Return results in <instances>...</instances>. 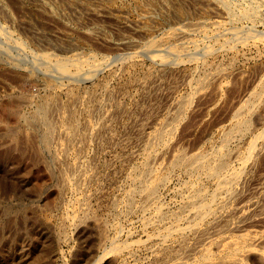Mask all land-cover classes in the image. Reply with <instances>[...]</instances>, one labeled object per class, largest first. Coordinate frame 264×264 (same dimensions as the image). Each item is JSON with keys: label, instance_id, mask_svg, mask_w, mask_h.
<instances>
[{"label": "rangeland", "instance_id": "374dc122", "mask_svg": "<svg viewBox=\"0 0 264 264\" xmlns=\"http://www.w3.org/2000/svg\"><path fill=\"white\" fill-rule=\"evenodd\" d=\"M211 1L214 3H209L207 0H0V101L5 98L10 99L14 95V99L11 98L9 104L22 108L24 114L30 117L38 111L42 98L61 97V100L56 99L57 111L49 117L51 124H54V132L49 141H45L40 136L43 129L38 128L32 119H28L26 123L24 121L25 124L23 122L18 124L14 118L1 114L0 111V157L6 155L9 167L14 164L9 170L3 168V171L0 165V248L8 249L0 254V264H94L100 257H103L100 264H170L176 261L179 255V259L183 257V260L178 261L189 258L187 254L191 257L195 255L196 247H199L197 237L200 235L194 231L184 237L186 246L189 247H187L189 253L186 254L182 249L183 239L165 241L162 238L164 226L170 225L173 221L171 215L183 206L184 200L180 199L185 198L187 194L184 192L185 186L193 178H190L186 172L183 174L184 171L176 170L159 190V203L157 202L156 206L162 204L168 216L162 220L164 223L162 221L158 223V227L146 224L145 218L151 216L154 207L148 212L139 209L142 202L140 197H136L134 207L130 209L126 204V194L131 184L128 176L133 172L138 160L140 161L147 141L146 135L164 118L167 119L175 113L176 109L173 106L176 105L177 100L183 99L189 93L193 99L191 105L188 104L182 111L183 116L178 118L179 122L177 119L173 123L176 125L175 129L170 136H166V143L158 147L159 153L156 155L154 165L161 164V161L168 162L177 150L193 153L199 149H207L210 143L208 141H216L220 133L230 126L232 116L241 105V101H244L248 93L258 86L264 75V0ZM79 3L82 5L80 6ZM226 4L230 9L224 6ZM177 6L184 13L183 18L177 17L175 13ZM213 8L218 9L219 12L217 10L213 14L210 13ZM151 10H155L154 13ZM246 11L251 13L247 14ZM220 12L224 14H219ZM141 22L145 23L146 29L153 35L154 38H151L156 42L155 44L150 43L144 33H141L137 26L141 25ZM134 24L137 27H134ZM242 30L243 32H240ZM247 32L250 36H255L249 37ZM239 37L245 39L248 46L242 47L240 43L242 39ZM121 38L123 39L119 40ZM123 40L133 42L130 47L123 44L121 46ZM173 42L175 43L172 44ZM205 48L207 51L209 49L211 56ZM149 49H152L151 53ZM152 52L155 54L152 55ZM47 53L49 58L44 56ZM161 53H164V56ZM130 55L135 60V65L128 66L125 62V58ZM59 63L66 64V68L61 69ZM205 65L223 69L224 73L221 72L220 76L213 77L214 81L210 80V85L207 83V86L204 85L205 87L198 91L195 78L200 75L202 66ZM67 68L69 69L66 70ZM147 69L152 75L145 83L142 84L133 78L138 71L139 75ZM198 71H200L199 75H197ZM73 89L78 92L82 102L72 105L79 111L76 116L77 137L71 140L68 134L66 137L65 133V135L58 134L56 125L62 116L68 115V111L64 110L63 106L69 103V92ZM90 96L93 97L92 102L89 101L87 104L86 101ZM262 97L251 114V134L262 132L255 151L257 154L254 153L245 168L243 179L241 178L238 186L239 190L236 191L238 194L229 200L227 211L225 210V213L223 212L217 219L210 218L206 221L203 226V231H207L206 236L213 235L210 234L214 231L212 226L219 224L223 227L227 221L237 223L229 228L235 230L232 229V232L227 230L228 234L234 236L245 234L247 230L248 232L264 231V195L259 190L264 183V96ZM88 105L91 110L87 112L85 109ZM60 109L61 111L63 109L62 115L57 113ZM29 121L31 124L28 123ZM87 121L90 122L89 126ZM32 122L35 126H32ZM11 128H15L13 130L16 131ZM12 131L15 133L13 137L10 136ZM247 140L248 138H238L230 144L229 149L236 151L245 146ZM234 160L232 158L231 162L235 166ZM19 166L23 171L26 169L25 174L15 169ZM60 173H86L91 177L83 185L84 193L88 198L84 213L77 215L74 212L73 205L77 195L73 191L58 193L62 190ZM35 179L42 185L41 190H37ZM203 185L208 190L213 188L212 183L206 180H203ZM115 199L117 205L114 204ZM123 203L125 204L122 205ZM114 206H118V211ZM245 207H249V217L248 220L241 221L240 218L238 219L239 212ZM261 211L263 214L259 213ZM256 212L260 215L256 216ZM183 222L186 223V220ZM183 222L179 224H184ZM114 226H117L120 232L122 230L121 234L116 232ZM32 234L38 236V243L31 248L24 247L31 240ZM105 236L108 237L107 240ZM115 237L118 238L119 243L128 246L121 252L108 253L109 251L105 249L110 248L111 240ZM261 241L257 243L260 247L256 245L253 253L248 252L244 255L245 264H264V254L261 252L264 251L262 249L264 239ZM217 242L219 243V241L214 243ZM214 243L209 249L217 254L221 242L217 246ZM25 248L30 250L24 257L17 259L14 253L22 252L21 250H26ZM168 252L176 255L169 256Z\"/></svg>", "mask_w": 264, "mask_h": 264}, {"label": "bare ground", "instance_id": "6f19581e", "mask_svg": "<svg viewBox=\"0 0 264 264\" xmlns=\"http://www.w3.org/2000/svg\"><path fill=\"white\" fill-rule=\"evenodd\" d=\"M31 1V0H30ZM84 1V0H83ZM113 1V0H112ZM156 1V0H155ZM209 3H214L212 2L211 0H207ZM214 1V0H213ZM226 1V0H225ZM223 1V2H225ZM72 2V1H71ZM86 2V1H85ZM111 2V1H110ZM227 2V1H226ZM254 2V1H253ZM257 2V0H256ZM65 3V2H64ZM115 3V1H114ZM146 3V1H145ZM150 3V2H149ZM152 3V2H151ZM218 3H221V2H218ZM240 3V2H239ZM71 4V3H70ZM85 4V3H84ZM165 4V3H164ZM216 4V3H215ZM225 4V3H224ZM230 4V3H229ZM76 5V4H75ZM80 5V3H79ZM82 5V4H81ZM80 5V6H81ZM172 5V4H171ZM213 5V4H211ZM228 4L224 5L226 8L228 7L229 8V5L227 6ZM231 5V4H230ZM263 5V4H262ZM61 6V5H60ZM141 6V5H140ZM151 6V5H150ZM149 6V7H150ZM155 6V5H154ZM153 6V8H154ZM163 6V4H162ZM173 6V5H172ZM248 6L250 7V5L248 4ZM77 7V6H76ZM146 7V6H145ZM231 7V6H230ZM233 7H235L233 5ZM245 7V6H244ZM259 7V6H258ZM257 7V8H258ZM261 7V6H260ZM85 8V7H84ZM89 8V7H87ZM107 8V6H106ZM246 8V7H245ZM151 9V8H149ZM158 9V8H157ZM186 9V8H184ZM214 9V8H213ZM224 9V8H223ZM233 9V8H232ZM244 9V8H243ZM259 9V8H258ZM98 10V9H97ZM96 10V11H97ZM111 10V9H110ZM201 10V9H200ZM218 9H214L213 11H211L210 13H214L215 11H217ZM234 10V9H233ZM247 10V9H246ZM250 10V9H248ZM91 11V10H90ZM114 11V10H113ZM152 13H154L155 10H151ZM158 11V10H156ZM173 11V10H172ZM221 11V10H220ZM223 11V10H222ZM231 10H229L228 13H230ZM245 11V10H244ZM253 11V10H252ZM100 12V11H99ZM104 12V11H103ZM107 12V11H106ZM109 12V11H108ZM159 12V11H158ZM187 12V11H186ZM219 12V10H218ZM225 12H227L225 10ZM247 12V11H246ZM245 12V14H246ZM110 13V12H109ZM112 13V12H111ZM151 13V12H149ZM151 13V14H152ZM175 13L177 15V17H182L183 18V15L184 13L182 12L181 8L180 7H176L175 8ZM189 13V12H188ZM205 13H208V12H205ZM223 12H220L219 14H221ZM235 13V12H234ZM233 13V14H234ZM251 12H247V14H249ZM174 14V13H173ZM191 14V13H190ZM217 14V13H215ZM224 14V13H223ZM232 14V13H231ZM244 14V13H243ZM253 14V12H252ZM259 14V13H258ZM146 15H149V14H146ZM228 15V14H227ZM255 15V14H254ZM144 16V15H143ZM158 16V15H157ZM164 16V15H163ZM229 16V15H228ZM233 16V15H232ZM236 16V14H235ZM234 16V17H235ZM248 16V15H247ZM155 17V16H154ZM166 17V15L164 16ZM230 17V16H229ZM239 17V15H238ZM243 17V16H242ZM246 17V16H245ZM244 17V19H245ZM250 17V16H249ZM258 17V16H257ZM150 18H152L150 16ZM167 18V17H166ZM170 18V17H169ZM233 18V17H232ZM236 18V17H235ZM234 18V19H235ZM124 19V18H123ZM155 19V18H154ZM153 19V20H154ZM202 19V18H201ZM230 19V18H229ZM232 19V20H234ZM238 19V18H237ZM251 19V18H249ZM146 20V19H145ZM144 20V21H145ZM148 20V19H147ZM151 20V19H150ZM163 20V18H162ZM171 20V19H170ZM182 20V19H181ZM180 20V21H181ZM231 20V19H230ZM229 20V21H230ZM240 20V19H239ZM238 20V22H239ZM247 20V18H246ZM253 20V19H252ZM142 21V20H141ZM149 21V20H148ZM160 22V21H159ZM181 22H184V21H181ZM207 22V20H206ZM256 22V20H255ZM158 23V22H156ZM202 23V22H201ZM213 23V22H212ZM232 23V22H231ZM234 23V22H233ZM236 23V21H235ZM147 24V23H146ZM149 24V23H148ZM151 24V23H150ZM153 24V23H152ZM161 24V22L159 23ZM211 24V23H210ZM242 24V23H241ZM135 26L134 27H137L141 30V33L143 32L144 35H145V38L147 40L150 41V43L152 42L153 44H155L156 42L155 41H152V37L153 35L150 34V31H148L146 29V25L145 23L142 24L141 22V25H137L134 24ZM189 25V24H188ZM206 25V24H205ZM215 25V24H214ZM234 25V24H233ZM151 26V25H150ZM162 26V25H161ZM190 26V25H189ZM194 26V25H193ZM204 26V25H203ZM220 26V25H219ZM247 26V25H246ZM31 27V26H30ZM184 27V25H183ZM195 27V26H194ZM211 27V26H210ZM236 27V26H235ZM252 27V26H251ZM33 28V27H32ZM200 28V27H199ZM189 29V28H187ZM186 29V30H187ZM215 29H217L215 27ZM240 29V28H239ZM244 29V28H242ZM194 30V29H193ZM196 30V29H195ZM206 30V29H205ZM227 30V28L225 29ZM241 30V29H240ZM249 30V29H248ZM177 31V30H176ZM199 31V30H198ZM201 31V30H200ZM220 31V30H219ZM236 31V30H235ZM181 32V31H180ZM204 32V30H203ZM202 32V33H203ZM240 32H243L240 31ZM239 32V33H240ZM245 32V30H244ZM251 32V31H250ZM139 33V31H138ZM179 33V32H178ZM194 33V32H193ZM236 33V32H235ZM172 34V33H171ZM170 34V35H171ZM175 34V33H174ZM177 34V33H176ZM238 34V33H236ZM234 34V36L236 35ZM241 34V33H240ZM239 34V35H240ZM248 34V32H247ZM64 35V34H63ZM186 35V34H185ZM232 35V34H230ZM249 35V34H248ZM36 36V35H35ZM65 36V35H64ZM192 36V34H191ZM238 36V35H237ZM241 36V35H240ZM252 37L255 36V35H251ZM249 35V37H251ZM71 37V36H70ZM152 37V38H151ZM176 37V36H175ZM247 37V36H246ZM257 37V36H256ZM143 38V39H145ZM156 38V37H155ZM172 38V37H171ZM174 38V37H173ZM224 38V37H223ZM228 38V37H226ZM242 39V37H239ZM238 38V40H239ZM244 38V37H243ZM255 38V37H254ZM258 38V37H257ZM260 38V37H259ZM123 38L119 39V40H122ZM125 39V38H124ZM233 39V38H232ZM231 39V40H232ZM248 39V38H247ZM251 39V38H250ZM249 39V40H250ZM263 39V37L261 38ZM77 40V39H76ZM75 40V41H76ZM154 40V39H153ZM175 40V38H174ZM189 40V38H188ZM191 40V39H190ZM253 40V39H252ZM258 40V39H257ZM157 41V40H156ZM172 41V40H171ZM184 41V40H183ZM224 41V39H223ZM228 41V40H227ZM237 41V40H236ZM259 41V40H258ZM262 41V40H261ZM63 42V41H62ZM133 42V41H132ZM132 42L130 40H123L120 44L122 46L123 45H129V47L131 46ZM163 42V41H162ZM169 42V41H168ZM181 42V41H179ZM189 42V41H188ZM233 42V41H232ZM256 42V41H255ZM149 43V45H150ZM165 43V42H164ZM163 43V44H164ZM171 43V42H170ZM175 42H173L172 44H174ZM198 43V42H197ZM230 43V42H229ZM242 47L246 46L247 45V41L245 39H242V41L240 42ZM257 43V42H256ZM160 44V42H159ZM184 44V43H183ZM216 44V43H215ZM222 44V42H221ZM234 44V43H233ZM259 44V43H258ZM139 45V44H138ZM148 45V44H147ZM148 45V46H149ZM238 45V44H237ZM84 46V45H83ZM137 46V45H136ZM165 46V45H164ZM174 46V45H172ZM177 46V45H176ZM175 46V47H176ZM179 46H180V43H179ZM210 46V45H209ZM208 46V47H209ZM212 48L214 47V44L211 45ZM224 46V45H222ZM220 46V47H222ZM236 46V45H235ZM248 46V45H247ZM254 46V45H253ZM126 47V46H125ZM127 47V48H129ZM150 47V46H149ZM195 47V45H194ZM207 47V48H208ZM225 47V46H224ZM132 48V47H131ZM139 48V47H138ZM146 48V47H145ZM148 48V47H147ZM156 48V47H155ZM169 48V47H168ZM178 48V47H177ZM207 48H205V51H207ZM211 48V49H212ZM230 48V47H229ZM227 48L228 50H231ZM236 48V47H235ZM159 49V47H158ZM172 48H169V50H171ZM175 49V48H174ZM224 49V48H223ZM221 49V51L223 50ZM241 49V48H240ZM150 53H151V50L152 49H149ZM157 50V49H156ZM235 50V49H234ZM155 51V50H154ZM167 51V50H166ZM165 51V52H166ZM173 51V50H171ZM177 51V50H176ZM204 51V52H205ZM214 51V50H212ZM225 51V50H224ZM227 51V50H226ZM161 52V51H160ZM159 52V53H160ZM164 52V53H165ZM208 54H209V49H208ZM233 52V50H232ZM240 52V51H238ZM237 52V53H238ZM149 53V54H150ZM153 53V52H152ZM158 53V51H157ZM164 53L162 54L164 56ZM170 53V52H169ZM174 53V52H172ZM212 53V52H211ZM140 54V53H139ZM141 54H143L141 52ZM155 52L152 54L154 55ZM160 54V55H161ZM166 54V53H165ZM204 54V53H203ZM207 54V53H205ZM204 54V55H205ZM243 54V53H242ZM48 55V53L46 55H44L45 57ZM50 55V54H49ZM184 55V54H183ZM182 55V56H183ZM210 55V54H209ZM208 55V56H209ZM138 56V55H137ZM162 56V57H163ZM196 56V55H195ZM211 56V55H210ZM49 58V56H47ZM167 57V55H166ZM166 57H163V58H166ZM180 57V56H179ZM230 57V56H229ZM44 58V57H43ZM135 58V57H134ZM156 59H158L159 57H155ZM169 58V57H168ZM204 58V57H203ZM68 59V58H67ZM91 59V58H90ZM124 59V58H123ZM195 59V58H194ZM79 60V59H78ZM87 60V59H86ZM138 60V58H137ZM205 60V59H204ZM207 60V59H206ZM48 61V60H47ZM88 61V60H87ZM91 61V60H89ZM93 61V60H92ZM178 61V59H177ZM181 61V60H180ZM192 61V60H191ZM57 62V61H56ZM63 62V61H62ZM70 62V61H69ZM78 62V61H77ZM76 62V63H77ZM115 62V61H114ZM117 62V61H116ZM124 62V60H123ZM125 62L128 63V66L130 64L131 65H135L136 62L135 60L131 57V55L129 57H126L125 58ZM169 62V61H168ZM167 62V63H168ZM174 62V61H173ZM203 62V61H202ZM205 62V61H204ZM203 62V63H204ZM80 63V62H79ZM83 62H81L82 64ZM191 63V62H190ZM195 63V62H194ZM79 64V65H81ZM99 64V63H98ZM158 64V63H156ZM193 64V62H192ZM202 64V63H201ZM235 64V62L233 63ZM59 67H61V69L63 68H66V64L64 63H59L58 64ZM71 65V64H70ZM75 65V64H74ZM77 65V64H76ZM75 65V66H76ZM88 65V64H87ZM91 65V63H90ZM95 65V64H94ZM178 65V63H177ZM204 65V64H203ZM73 66V65H72ZM84 67V64L82 65ZM81 66V67H82ZM126 66V65H125ZM137 66V65H136ZM157 66V65H155ZM165 66V65H164ZM82 67V68H83ZM96 67V66H95ZM98 67V66H97ZM168 67V66H167ZM202 71L199 75V72L198 71V74L199 75L197 78H195V85H197L196 88L195 85L194 87L200 91L201 89L200 88H204L205 86H207L206 84L210 82V80H213L212 78L213 77H216V76H220L221 72H223V69L221 70L220 68L218 67H209L207 65L205 66H202ZM139 68V67H138ZM164 68V67H163ZM176 68V66H175ZM193 68V67H192ZM225 68V67H224ZM69 68H67L66 70H68ZM101 69V68H100ZM128 69V68H127ZM155 69V68H154ZM153 69V70H154ZM186 69V68H185ZM191 69V68H190ZM194 69V68H193ZM231 69V68H230ZM80 70V69H79ZM82 70V69H81ZM125 70V69H124ZM160 70V69H159ZM171 70V69H170ZM199 70V68H198ZM225 70V69H224ZM264 70V69H263ZM65 71V70H64ZM129 71V70H128ZM187 71V70H185ZM127 72V71H126ZM139 72V71H138ZM138 72L136 73V75L133 77L135 78L136 81H139L140 83H145L146 80H149L150 76L152 75V72L150 70L147 69V71H142L140 72L141 74L138 75ZM161 72V70H160ZM163 72V71H162ZM194 72V70H193ZM226 72V71H225ZM62 73V72H61ZM128 73V72H127ZM177 73V72H176ZM189 73V72H188ZM197 73V72H196ZM224 73V72H223ZM222 73V74H223ZM90 74V73H89ZM169 74V73H168ZM183 74V73H182ZM190 74V73H189ZM125 75V74H124ZM193 75V74H191ZM156 76V75H155ZM164 76V75H163ZM226 76H228V74H226ZM189 77V76H188ZM191 77V76H190ZM92 78V77H91ZM122 78V77H121ZM190 79V78H189ZM121 80V79H120ZM175 80V79H174ZM192 80H193V77H192ZM219 80V79H218ZM46 81V80H45ZM132 81V80H131ZM130 81V82H131ZM214 81V80H213ZM50 82V81H49ZM52 82V81H51ZM54 82V81H53ZM153 82V81H152ZM151 82V83H152ZM173 82V81H172ZM192 82V81H190ZM129 83V82H128ZM223 83V82H222ZM188 84V83H187ZM220 84V83H219ZM108 85V84H107ZM138 85V84H137ZM148 85V84H147ZM205 85V86H204ZM210 85V83H209ZM193 86V85H192ZM50 87V86H49ZM56 88V86H54ZM53 88V87H52ZM101 88V87H100ZM143 89V88H142ZM146 89V88H145ZM193 89V88H192ZM200 89V90H199ZM222 89V88H221ZM114 90V89H113ZM203 90V89H202ZM205 90H207L205 88ZM251 90V89H250ZM127 91V90H126ZM172 91V90H170ZM204 91V90H203ZM201 91V93L203 92ZM88 92V91H87ZM97 92V91H96ZM105 92V91H104ZM64 93V92H63ZM88 93H91L90 91ZM49 94V93H48ZM198 94V93H197ZM264 94V75L262 76L261 78V81L260 83L258 84V86L254 87L247 95V98H245L244 101H241L242 103H240L241 105L239 106V108L237 109L236 112H234V116L231 123H230V126L228 128H226L225 130H223L220 135L218 136V138H216L217 140L214 142H211V141H208L210 142L209 145H208V148L207 149H199L193 153H185L181 150H177L168 160V162H164L162 163L161 161V164H158V165H154V160L156 159V155L158 152V147L164 145V143H166V136H170L171 132L173 131V129H175L173 123L175 121H177V119L183 114H182V111L185 110V108L189 105H191V101H193L192 99V95L189 93L187 96H185L183 99H179L176 101V105L173 106L175 109V113L172 115V116H168L167 119H163L157 127H155L153 130H151L149 132L148 135H146L147 137V141H146V144H145V148L144 150L142 151L141 153V157H140V161L138 160V163L135 165L134 167V170L133 172H131V174L128 176V179L129 181L131 182V184L129 185V190L126 194V204L131 208L134 207V204H135V199L136 197H140V200H141V206L139 209H142L143 211H146L148 212L149 209L153 208V213L151 214V216L149 218H145L146 219V224L148 225H156L157 227L159 226L158 223L161 222L167 215V213L164 211L163 207H162V204L157 205V202H158V193H159V190L162 188V186L165 185V183H167L170 175L175 172L176 170H181V171H184L183 174H188L190 176V178H193L190 182H188L185 186V191L187 194H185V198L183 199H180V200H184V204L183 206L179 209V211L177 212H174L173 215V221L172 223L167 226H164V233L162 234L163 235V240L165 241H175L176 239H183L184 240V237L187 236L188 233L190 232H193L200 235V237H197L199 238V247H196L197 248V251L196 253H194L193 257L190 256V254H187V259H185V261H178V260H181L179 259L180 255L178 256V258H176L174 262L170 263V264H245L244 262V255L248 252H252L253 250H256L255 249V246L257 245V243H260V241L264 239V231H258V232H254V231H249L247 230V233L245 234H241V235H238V234H235V235H238V236H234L233 234H228L227 233V230L229 228L232 227V225H235L237 223H233L232 221L229 222L227 221L225 226L223 227H220L219 224H215V226H212L214 231L213 232H210L213 233L212 236H206V232L205 230L203 231V226L205 225L206 221H208V219H217L220 217V215L226 210V208L228 207V204H229V200L234 196V195H237L236 194V191L239 190L238 189V186H239V183L241 182V178L243 177V173H244V170L245 168L248 166V164L250 163V161L252 160L253 158V155L254 153H256V149H257V146H258V142L259 140H261V136H262V132H258L254 135L251 134V114L252 112H254V109L256 108V106H258L259 104V101L263 98L262 96ZM69 95H70V101L69 103H66V106H63L64 110L68 111V115L66 116H62L61 120H59L57 122V131L59 132L58 134H64L65 137L68 136L71 138L75 137L77 132H78V123H77V111L76 110V107H73L72 105L73 104H76L77 102H82V99L79 97L78 95V92L75 91L74 89L71 90L69 92ZM102 95V94H101ZM119 95V94H118ZM219 95V94H218ZM5 96V95H4ZM20 96V95H19ZM18 96V97H19ZM22 96V95H21ZM97 96V95H96ZM194 96V95H193ZM8 97V96H7ZM14 95L11 97L13 98ZM82 97V96H81ZM144 97V96H143ZM10 98V99H11ZM23 98V97H22ZM33 98V97H32ZM59 98V97H58ZM56 98V99H58ZM61 98V97H60ZM59 98V100H61ZM90 99H87L86 100H83L84 102L86 101L87 104L89 103V101L92 100L93 97H89ZM96 98V97H95ZM124 98V97H123ZM10 99L8 98H5V99H2L0 101V111H1V114H5V115H8L12 118H14L15 122L16 123H21L25 121V123L28 121V119H32L34 121V123L36 124V126H38V128H42V132H40V136L45 140V141H49L51 135L53 134L54 132V124L52 125L51 122H50V114L54 113L57 111L56 107H58V103H57V106H56V99L53 98V97H46V98H42V100L40 101L39 103V108H38V111L35 112L32 116L28 117L24 114L22 108H17L15 107L16 105H10L9 102H10ZM14 99V98H13ZM12 99V100H13ZM68 99V98H67ZM192 99V100H191ZM94 100V99H93ZM96 100V99H95ZM112 100V99H111ZM115 100V99H114ZM118 100V99H117ZM16 101V100H15ZM22 101V99H21ZM18 102V101H17ZM58 102V100H57ZM60 102V101H59ZM92 102V101H91ZM113 102V101H112ZM121 102V101H119ZM61 103V102H60ZM36 104V103H35ZM84 104V103H83ZM97 104V103H96ZM78 105V104H77ZM114 105V104H113ZM61 106V104H60ZM132 106V105H131ZM85 108V107H84ZM89 105L86 107L85 111H90L89 110ZM118 108V107H116ZM127 108V107H126ZM133 108V107H132ZM62 109V111H63ZM147 109V108H146ZM123 110V109H122ZM136 110V109H135ZM61 111V109H60ZM58 111L57 113L60 115H62V111L60 112ZM93 111V110H92ZM91 111V112H92ZM110 111V110H109ZM31 112V111H30ZM65 112V111H64ZM116 112V111H115ZM185 112V111H184ZM172 113V112H171ZM170 113V114H171ZM114 114V113H113ZM64 115V114H63ZM81 115V114H80ZM123 115V114H122ZM255 116V115H254ZM6 117V116H5ZM109 117V116H108ZM55 118V117H54ZM59 118V117H58ZM5 119V118H4ZM52 119V118H51ZM184 119V118H183ZM93 120V119H92ZM144 120V119H143ZM31 121V120H30ZM30 121L28 123H30ZM179 122V119L178 121ZM15 123V124H16ZM24 123V124H25ZM54 123V122H53ZM87 126L90 125V122L87 121ZM264 123V122H263ZM31 124V123H30ZM35 124H33L32 122V126ZM177 124V123H176ZM83 126V125H82ZM85 126V125H84ZM137 126V125H136ZM227 126V125H226ZM24 127V125H23ZM16 128V126H15ZM13 128V129H15ZM19 128V127H17ZM84 128V127H83ZM149 128V127H148ZM3 129V128H2ZM9 129V127H8ZM7 129V130H8ZM12 129V128H11ZM12 129V130H13ZM24 129V128H23ZM104 129V128H103ZM102 129V130H103ZM134 129V128H133ZM6 130V131H7ZM83 130V129H82ZM89 130V129H88ZM13 131H16V130H13ZM12 131V134H10L11 137L14 136L15 133H13ZM5 132V131H4ZM10 133V129L8 131ZM7 132V133H8ZM81 132V131H80ZM6 133V134H7ZM31 133V132H30ZM106 133V132H105ZM255 133V132H254ZM3 135V133H2ZM1 135V136H2ZM9 135V134H8ZM81 135V134H80ZM78 135V136H80ZM90 135V134H89ZM141 135V134H140ZM252 135V136H251ZM59 136V135H58ZM61 136V135H60ZM99 136V135H98ZM97 136V137H98ZM6 137V136H5ZM77 137V136H76ZM75 137V138H76ZM17 138V137H16ZM52 138V137H51ZM56 138V137H55ZM59 138V137H58ZM64 138V136H63ZM68 138V137H67ZM166 138V139H165ZM238 138H248L245 146H243L242 148H238L236 151H232L229 149V146L230 144L235 141V140H238ZM102 139V138H101ZM142 139V138H141ZM208 139V138H207ZM215 139V138H214ZM37 140V139H36ZM58 140V139H56ZM54 140V141H56ZM60 140V139H59ZM61 140H62V137H61ZM68 140V139H66ZM65 140V141H66ZM72 140V139H71ZM74 140V139H73ZM88 140V139H87ZM246 140V139H245ZM7 141V140H6ZM75 141V140H74ZM93 141V140H92ZM204 141V140H203ZM240 141V140H239ZM238 141V142H239ZM59 142V141H58ZM67 142V141H66ZM69 142V141H68ZM72 142V141H71ZM113 142V141H112ZM49 143V142H48ZM73 143V142H72ZM101 143V142H100ZM11 144V143H10ZM204 145V144H203ZM12 146V144H11ZM235 146V145H234ZM15 147V146H14ZM12 148V147H11ZM19 148V147H18ZM17 148V149H18ZM51 148V147H50ZM141 149V148H140ZM170 149V148H169ZM183 150V149H182ZM234 153H232V152ZM9 153V152H8ZM22 153V152H21ZM20 153V154H21ZM58 153V152H57ZM62 153V152H61ZM60 153V154H61ZM16 154V153H15ZM65 154V153H64ZM257 154V153H256ZM68 158V157H67ZM168 158V157H167ZM232 158H234L235 160V166L234 164H232ZM57 160H59L57 158ZM12 161V160H11ZM40 161V160H39ZM62 161V160H61ZM34 162V161H33ZM43 162V161H42ZM57 162V161H56ZM159 162V161H158ZM8 158L5 156H1L0 157V165L2 167V171H3V168H5V170H9V168L13 165H11L9 167L8 165ZM16 165V164H15ZM21 165V164H20ZM253 165V164H252ZM25 167V166H23ZM30 167V166H29ZM43 167V166H42ZM79 167V165H78ZM49 168V166H48ZM47 168V169H48ZM74 168V167H73ZM15 169H18L19 172L20 170L23 171L22 168H20V166L18 168H15ZM43 169V168H42ZM68 169V168H67ZM79 169V168H78ZM26 170V169H25ZM24 170V171H25ZM17 172V170H14V172ZM24 171L22 173H24ZM37 171V170H36ZM26 172V171H25ZM73 172V170H72ZM130 172V171H129ZM186 172V173H185ZM51 173V172H50ZM17 174V173H16ZM19 175L21 173H18ZM25 174V173H24ZM181 174V173H180ZM12 175V174H11ZM10 175V176H11ZM23 175V174H22ZM13 176V175H12ZM18 176V175H17ZM59 176V174H58ZM174 176V175H173ZM186 176V175H185ZM28 177V176H26ZM32 177V176H31ZM41 178V177H40ZM45 178V177H44ZM171 178V177H170ZM176 178V177H175ZM19 179V178H18ZM23 179V178H22ZM91 179V177L86 174V173H60V184H61V189L60 192H58L59 194L62 193V191H73L75 193V195H77L75 201H74V205H73V208L74 210H70L71 211H74L77 215H79L80 213H84L85 211V206L87 205V196L86 194L84 193V189H83V185L89 180ZM243 179V178H242ZM57 180V179H56ZM94 180V179H93ZM203 180H206L207 182H211L212 183V189H206L203 185ZM187 181V180H186ZM189 181V180H188ZM21 182V181H19ZM35 182H36V186H37V190H41L42 189V185L40 183H38L35 179ZM205 182V181H204ZM186 183V182H184ZM21 184V183H20ZM209 184V183H208ZM86 186V185H85ZM167 186V184H166ZM207 186V185H206ZM7 188V187H6ZM10 188V186H9ZM36 188V187H35ZM184 188V186H183ZM210 188V187H209ZM2 189V188H1ZM20 189V188H19ZM119 189V188H118ZM181 189V188H180ZM23 190V189H22ZM58 190V189H57ZM260 192L264 195V183L262 184V186L260 187ZM8 191V190H7ZM5 191V192H7ZM10 191V190H9ZM12 191V190H11ZM127 191V190H126ZM179 191V190H178ZM181 191V190H180ZM2 192V191H1ZM170 192V191H169ZM259 192V193H260ZM3 193V192H2ZM21 193V192H19ZM40 193V192H39ZM64 193V192H63ZM65 194V193H64ZM119 194V193H118ZM261 195V194H260ZM63 196V195H62ZM61 196V197H62ZM5 197V196H4ZM19 198V197H18ZM54 198V197H52ZM64 198V197H63ZM121 198H124V197H121ZM181 198V197H180ZM235 198V197H234ZM238 198V197H237ZM258 198V197H257ZM51 199V198H50ZM118 199V197L116 198ZM116 199L114 200V204L117 205V202H116ZM160 199V198H159ZM260 199V198H259ZM262 199V197H261ZM137 200V199H136ZM235 200V199H234ZM252 200V198H251ZM118 201V200H117ZM121 201V200H120ZM72 202V201H71ZM163 202V201H162ZM161 202V203H162ZM46 203V202H45ZM159 203V202H158ZM257 203V201L255 202ZM47 204V203H46ZM51 204V203H50ZM53 204V203H52ZM69 204V203H68ZM67 204V205H68ZM71 204V203H70ZM73 204V203H72ZM71 204V205H72ZM125 203H123L122 205H124ZM231 204V203H230ZM244 204V203H243ZM119 205V204H118ZM232 205V204H231ZM257 205V204H256ZM261 205V204H260ZM259 205V206H260ZM126 206V205H125ZM251 206V205H250ZM255 206V205H254ZM253 206V207H254ZM69 207V206H68ZM115 208L117 207V211H118V206H114ZM136 207V206H135ZM252 207V208H253ZM256 207V206H255ZM72 208V209H73ZM258 208V207H257ZM114 209V208H113ZM124 209V208H123ZM248 209L249 207H245L244 209H241V211L239 212V217L238 219L240 218V220H245L249 217V213H248ZM258 209H261V208H258ZM116 210V209H115ZM114 210V211H115ZM126 210V209H125ZM239 210V209H238ZM253 210V209H252ZM127 211V210H126ZM125 211V212H126ZM133 211V209H132ZM139 211V210H138ZM168 211V210H167ZM227 211V210H226ZM260 211V210H258ZM70 212V211H69ZM121 212V211H120ZM171 212V211H170ZM169 212V213H170ZM264 212V210H263ZM67 213V212H66ZM87 213V212H86ZM119 213V212H118ZM117 213V214H118ZM225 213V212H224ZM230 213V212H228ZM236 213V212H235ZM258 212H256L257 214ZM260 214L262 213L259 212ZM2 214V213H1ZM112 215V213H110ZM125 214V213H124ZM143 214V213H142ZM171 214V213H170ZM238 214V213H237ZM252 214V213H251ZM260 214H257L256 216H259ZM263 214V213H262ZM68 215V214H67ZM70 215V214H69ZM122 215V213H121ZM128 215V214H127ZM133 215V214H132ZM145 215V213L143 214ZM228 215V214H227ZM227 215L225 216V218L227 217ZM73 216V215H72ZM71 216V218H72ZM170 216V215H169ZM112 217V216H111ZM253 217V216H252ZM127 218V217H126ZM232 218V217H231ZM107 219V218H106ZM121 219V218H120ZM169 219V218H168ZM237 219V218H236ZM69 220V219H68ZM73 220V219H72ZM75 220V219H74ZM165 220V219H164ZM170 220V219H169ZM183 220L185 221L186 220V223L183 222ZM235 220V219H234ZM248 220V219H247ZM66 221V220H64ZM115 221V220H114ZM144 221V219H143ZM142 221V222H143ZM183 222L184 224H179L180 222ZM212 221V220H211ZM246 221V220H245ZM244 221V222H245ZM251 221V220H250ZM111 222V221H109ZM163 222V221H162ZM167 222V221H166ZM165 222V224H166ZM169 222V221H168ZM220 222V221H219ZM222 222V221H221ZM224 222V221H223ZM222 222V223H223ZM66 223V222H65ZM73 223V222H72ZM164 223V222H163ZM208 223V222H207ZM216 223V222H215ZM218 223V222H217ZM221 223V224H222ZM162 224V223H161ZM243 224V223H241ZM245 224V223H244ZM163 225V224H162ZM214 225V223H213ZM34 226V225H33ZM145 226V225H144ZM143 226V227H144ZM115 227V230L116 232L119 234H121V232L119 231V225L118 227L117 226H114ZM146 227V226H145ZM151 227V226H150ZM239 227V225L237 226ZM236 227V228H237ZM107 228V227H106ZM121 228V227H120ZM160 228V227H159ZM235 228V227H234ZM65 229V228H64ZM148 229V228H147ZM206 229V228H205ZM233 229V228H232ZM232 229H229L230 231ZM32 230V229H31ZM109 230V229H108ZM210 230V229H209ZM228 230V231H229ZM235 230V229H233ZM232 230V231H233ZM125 231V230H124ZM159 231V230H158ZM161 231V230H160ZM231 231V232H232ZM104 232V231H103ZM156 233L155 231H152V233ZM245 232V231H242V233ZM63 233V232H62ZM159 233V232H158ZM162 233V232H160ZM159 233V234H160ZM193 233V234H194ZM19 234V233H18ZM117 234V235H118ZM148 234V233H147ZM192 234V233H191ZM208 234V233H207ZM63 235V234H62ZM117 235H115L116 237H118ZM150 235V234H149ZM157 235V234H156ZM37 235L36 234H32V237H31V240L26 244L24 245V247H30L35 245V243L37 244L38 243V236L37 238H35ZM152 236L154 237V235L152 234ZM151 236V237H152ZM116 237L112 240H111V245H110V248L109 249H105V251H109L108 253L112 252H121L122 250H124L128 245H124V243H119L116 239ZM158 237V236H157ZM6 238V237H5ZM104 238V237H103ZM149 239V237H147ZM102 239V238H101ZM108 237L105 236V240H107ZM146 239V240H148ZM188 239V237H187ZM145 240V241H146ZM197 240V239H196ZM215 241H219V243L217 242V244L219 245L220 242H221V248L218 249L219 252L217 254H214L212 253V251L209 249L210 248V245H212ZM261 241V242H262ZM137 242V241H136ZM144 242V241H143ZM157 242V241H156ZM64 243V242H63ZM140 243V242H139ZM137 243V244H139ZM155 243V242H154ZM159 243V242H158ZM161 243V242H160ZM159 243V244H160ZM164 243V241L162 242V244ZM174 243V242H173ZM195 243V242H194ZM130 245L132 244L131 242L129 243ZM142 244V243H141ZM145 244V243H144ZM157 244V245H159ZM178 244V243H177ZM176 244V246H177ZM216 244V243H214ZM216 244V246H217ZM262 244V243H261ZM22 245V244H21ZM105 245V244H104ZM135 245V243H134ZM156 245V246H157ZM188 245V244H187ZM192 245V244H191ZM196 245V244H195ZM260 245V244H259ZM257 245V246H259ZM6 246V245H5ZM154 246V245H153ZM183 250H184V253L186 254L187 252L189 253V251L187 250V247L186 246V241L184 240L183 241ZM193 246V245H192ZM214 246V245H213ZM212 247V246H211ZM260 247V246H259ZM10 248V247H9ZM30 248L24 250L22 249L21 251L22 252H15L14 254H16L17 256V259H20L22 257H24L25 253L27 251L30 250ZM176 248V247H175ZM179 248V247H178ZM189 248V247H188ZM193 249V247H191ZM218 248V247H216ZM168 249V248H167ZM264 249V248H262ZM146 250V249H145ZM154 250V249H153ZM164 250V248H163ZM173 250V249H172ZM190 250V251H191ZM217 250V249H216ZM6 252L8 251V249H3V248H0V254L3 253V252ZM104 251V252H105ZM126 251V250H125ZM162 251V250H161ZM181 251V250H180ZM193 251H191L193 253ZM261 251V250H259ZM258 252V251H257ZM263 252L264 254V251H261ZM51 253V252H50ZM149 253V252H148ZM253 253V252H252ZM37 254V253H36ZM163 254V253H162ZM169 256H175L176 254L174 253H170L168 252ZM184 254V255H185ZM261 254V255H263ZM108 255V254H107ZM105 255V256H107ZM249 255V254H248ZM162 256V255H161ZM183 256V255H182ZM36 257V256H35ZM44 257V256H43ZM100 257V256H99ZM165 257V256H164ZM34 258V257H33ZM169 258V257H168ZM186 258V256H185ZM47 259V258H46ZM162 259H163V256H162ZM103 260V257H100L99 260H97V262L94 264H100V262ZM183 260V259H182ZM156 261V260H155ZM151 262V261H150ZM169 262V261H168ZM152 263V262H151ZM169 264V263H168Z\"/></svg>", "mask_w": 264, "mask_h": 264}]
</instances>
